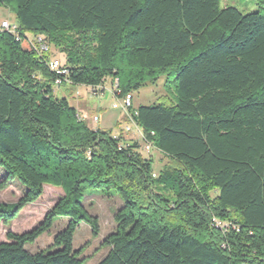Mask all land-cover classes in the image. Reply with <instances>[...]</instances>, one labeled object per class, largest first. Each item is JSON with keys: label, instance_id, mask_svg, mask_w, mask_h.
<instances>
[{"label": "trees", "instance_id": "1", "mask_svg": "<svg viewBox=\"0 0 264 264\" xmlns=\"http://www.w3.org/2000/svg\"><path fill=\"white\" fill-rule=\"evenodd\" d=\"M0 6L19 27L0 29V189L14 179L26 187L18 201H0V223L13 222L46 185L63 192L35 227L7 232L0 264H84V247L73 246L79 224L100 234L99 218L83 205L91 189L124 202L98 264H264V11L223 8L221 0ZM39 36L51 46L44 57L32 43ZM55 56L73 85L119 78V98L174 75L170 99L131 109L166 159L160 172L140 140L90 126L57 96L45 59ZM57 218L67 222L52 244L27 250Z\"/></svg>", "mask_w": 264, "mask_h": 264}, {"label": "rangeland", "instance_id": "2", "mask_svg": "<svg viewBox=\"0 0 264 264\" xmlns=\"http://www.w3.org/2000/svg\"><path fill=\"white\" fill-rule=\"evenodd\" d=\"M227 6H234L243 13L264 11V5H258V0H221V7ZM4 17L11 21L16 20L15 13L10 8L0 6V22L5 19ZM174 79V75H161L156 82H148L142 87L133 90L134 108L142 105L162 103L170 99L173 96ZM110 85L111 78L107 77L105 81L107 90L105 93L97 95L90 92L85 86L65 83L60 88L56 87V94L59 97L68 98L71 105L78 108L90 126L100 127L105 131L116 134L121 129H124L128 123L125 113L122 112L123 110L113 107L116 98L108 91ZM96 113L101 119L99 122L93 120V116L95 117ZM141 151L145 152V156H152L155 159L153 170L156 173L160 172L162 166L166 163V159L160 155V152L156 150L147 152L144 151L143 147ZM5 173L6 171L0 167V180ZM25 189L26 187L18 179H14L7 188L0 189V201L16 202ZM62 193L60 188L46 185L42 197L36 202L26 205L13 222L9 225L0 223V242L7 240L6 234L9 230L23 232L35 227L43 220L47 211ZM123 204V200L114 191L107 193L99 189H91L87 192L83 205L91 215L99 218L100 234L98 236L93 235L91 228L85 222L79 224L74 236L73 246L75 249L84 247L82 254V257L86 259L84 264H98L108 253L109 247L103 246V240L114 231L116 227L114 214ZM66 222L67 219L65 218H57L53 227L41 235L35 242L27 243L26 249L30 252H37L38 250L48 248L52 244L54 236L65 226Z\"/></svg>", "mask_w": 264, "mask_h": 264}, {"label": "built area", "instance_id": "3", "mask_svg": "<svg viewBox=\"0 0 264 264\" xmlns=\"http://www.w3.org/2000/svg\"><path fill=\"white\" fill-rule=\"evenodd\" d=\"M18 28H19L18 23L16 21H11L8 18H5L3 21L0 22V29L2 30L5 29L14 34H18ZM32 43L35 49L37 50L38 54L41 55V57H44V55L48 54L51 51V46H49L45 42L42 36L37 37V39L34 40ZM45 59L47 60L50 69L57 74V77L55 79V87L60 88L63 84L68 83V81L65 80V73H68V68L64 65L63 61L57 57H50V58L45 57ZM80 86H85L90 92H93L97 95L101 93L103 94L107 90L105 86H87V85H80ZM118 86H119V78H116L114 80L113 85L108 89V91H110L112 95L116 98V100L113 103V107L121 108L130 121L131 125H128L125 128L126 131H130L133 128H135L138 134L137 139L140 140V142L142 143V147L144 148V151L152 152L153 150H156L153 143L147 140L145 134L136 123L133 113L131 112V109L133 108V95L131 93H128L123 98H119L117 95ZM94 120L98 121L99 117L95 116ZM114 135L116 137L121 136L120 134H114ZM154 176H156V174H154ZM212 224L220 227L221 229H226L228 227V223H225L216 217L213 218Z\"/></svg>", "mask_w": 264, "mask_h": 264}, {"label": "crops", "instance_id": "4", "mask_svg": "<svg viewBox=\"0 0 264 264\" xmlns=\"http://www.w3.org/2000/svg\"><path fill=\"white\" fill-rule=\"evenodd\" d=\"M5 18V17H4ZM109 88H110V86H109ZM123 113H124V111H122ZM95 116H98V114L96 113V115ZM125 117H126V121H127V126L128 125H131L130 124V121H129V119L127 118V116L125 115ZM93 120H94V116H93ZM101 119H100V117H99V120L97 121V122H99ZM95 121V120H94ZM96 122V121H95ZM126 126V127H127ZM125 127V128H126ZM121 129L120 131H118L117 133L118 134H120L124 139H126L127 141H131V140H133V139H137V132H136V129L135 128H133L132 130H130V131H126V129ZM116 133V134H117Z\"/></svg>", "mask_w": 264, "mask_h": 264}]
</instances>
